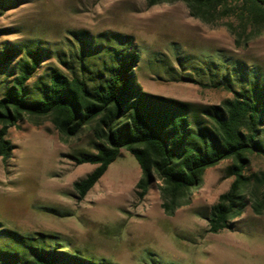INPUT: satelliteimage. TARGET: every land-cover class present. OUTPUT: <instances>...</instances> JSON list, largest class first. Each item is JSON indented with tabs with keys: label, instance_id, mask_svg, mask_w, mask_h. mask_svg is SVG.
I'll list each match as a JSON object with an SVG mask.
<instances>
[{
	"label": "rangeland",
	"instance_id": "1",
	"mask_svg": "<svg viewBox=\"0 0 264 264\" xmlns=\"http://www.w3.org/2000/svg\"><path fill=\"white\" fill-rule=\"evenodd\" d=\"M80 41L118 48L130 41L140 53L135 71L145 92L199 106L232 98L229 90L209 86L207 67H242L264 81V31L253 34L248 26L244 32L235 18L206 24L183 2L11 0L0 14V56L19 52L7 69L29 50L43 55L32 84L47 82ZM5 75L0 66V92ZM7 139L14 147L7 162L0 158V223L7 229L56 235L62 246L114 264H264V211L257 214L250 198L230 229L209 231L211 208L234 180L227 176L229 160L209 168L202 185L168 216L160 181L138 199L142 172L126 150L77 200L74 183L97 166L77 165L69 156L96 152L90 130L65 137L50 117H26ZM249 172L261 177L264 192V158L254 156Z\"/></svg>",
	"mask_w": 264,
	"mask_h": 264
},
{
	"label": "trees",
	"instance_id": "2",
	"mask_svg": "<svg viewBox=\"0 0 264 264\" xmlns=\"http://www.w3.org/2000/svg\"><path fill=\"white\" fill-rule=\"evenodd\" d=\"M8 1L0 0V14ZM145 1L149 7L183 2L192 17L206 24L235 18L244 32L248 26L253 34L264 31V0ZM227 26L234 28L231 22ZM17 53L9 50L0 56V66L6 71L0 92L3 162L14 149L7 139L10 128L26 117H50L65 137L84 130L94 134L96 152L69 156L77 165L97 166L74 183L78 201L85 199L126 150L142 172L138 199L146 196L154 181H160L162 208L168 216L182 206L191 189L202 185L209 168L225 160L231 161L227 176L234 180L211 208L209 231L217 234L230 229L248 198L255 212L263 213L264 192L259 190L263 180L249 172L254 156L264 158V81L258 76L242 67L230 71H221L220 65L218 71L207 67L209 86L229 90L232 98L221 105L199 106L145 92L135 71L140 53L130 41L119 42V48L80 41L70 59L61 61L62 68H52L47 82L34 84L43 55L38 49L29 50L7 69ZM0 264L114 263L62 246L56 235L21 234L0 223Z\"/></svg>",
	"mask_w": 264,
	"mask_h": 264
}]
</instances>
